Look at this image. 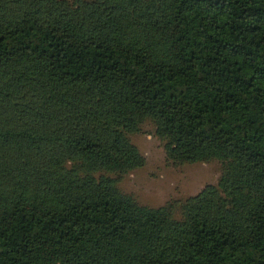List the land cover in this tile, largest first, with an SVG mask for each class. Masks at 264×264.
<instances>
[{
  "label": "trees",
  "instance_id": "trees-1",
  "mask_svg": "<svg viewBox=\"0 0 264 264\" xmlns=\"http://www.w3.org/2000/svg\"><path fill=\"white\" fill-rule=\"evenodd\" d=\"M146 122L218 184L123 193ZM0 264H264V0H0Z\"/></svg>",
  "mask_w": 264,
  "mask_h": 264
},
{
  "label": "rangeland",
  "instance_id": "rangeland-1",
  "mask_svg": "<svg viewBox=\"0 0 264 264\" xmlns=\"http://www.w3.org/2000/svg\"><path fill=\"white\" fill-rule=\"evenodd\" d=\"M130 140L145 157V165L124 175L118 186L141 205L157 208L172 200H185L220 180L222 165L217 160L184 165L169 162L165 143L157 136L152 122L130 135Z\"/></svg>",
  "mask_w": 264,
  "mask_h": 264
}]
</instances>
